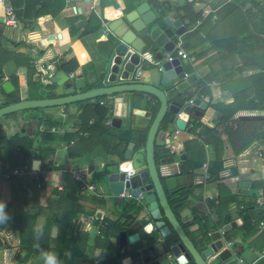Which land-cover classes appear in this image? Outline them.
<instances>
[{
	"label": "crops",
	"instance_id": "crops-1",
	"mask_svg": "<svg viewBox=\"0 0 264 264\" xmlns=\"http://www.w3.org/2000/svg\"><path fill=\"white\" fill-rule=\"evenodd\" d=\"M124 1L125 0H46V3L41 8L40 17L32 26H25L24 23L18 21L20 25L17 28H11L6 27L0 22L3 24V27L0 26V72L3 73L4 76L0 84V107L8 95L4 93L1 87L6 81L11 83L13 92L16 93L14 97L20 101L37 99L38 90L41 88V81H45L41 78L36 80L34 76L39 72H42L44 75L45 72L43 68L45 65H48L50 68H55L62 64L65 66L66 70H61H64L68 75H72L73 77L82 74L84 79H90V76H95V66L99 67L100 62L109 59L112 34L108 30V25L122 15L123 8L126 7ZM161 1L163 8L171 7V12L176 14L177 8L183 6L186 1L192 3L194 0ZM229 1L230 0H227V2ZM256 1L264 5V0ZM132 2L140 4L143 3L144 0H132ZM224 2V0H203L202 2L194 3L192 14H199L200 16L194 26L191 25L185 11L182 9L179 10V12L185 14V22L188 23L189 26L188 33L180 38L179 46L193 58L192 62H182L185 71L188 74H196L198 78L196 84L189 89L188 94L191 99L199 97L201 101L207 105V108L203 110V115L198 122L209 129L214 128L217 121L220 119V114L213 105L217 107L222 105L220 106L222 109L224 106L231 104L233 98L230 90L235 91L241 87V85L238 87L235 86L234 88L233 86H229L224 90L220 89V81L225 83L228 82L226 77L230 75L233 70L237 71V68L242 67L241 60L237 55L230 56L227 55L225 51H215L209 48L208 35L211 36V38L219 36L216 35L219 31H209V25L207 26L208 32H204L200 35L203 40H207L203 44L196 41L198 44L196 51H187L183 46L184 38L194 28L203 26L206 23L205 21L208 15H213L211 18V25L219 21L217 16L220 6L218 5H222ZM177 4L179 5L177 6ZM10 5L14 10L16 5L13 4V1L11 3V0ZM4 8L5 6L0 3V18L2 19L4 16ZM248 9H251L250 6H246L242 11L246 12ZM94 17L97 21L102 23V26L98 31L89 33V22L90 19ZM95 23L96 22H90L91 26H94ZM49 38L51 39L49 40ZM40 50H44V52L40 54ZM165 57L166 55L164 59ZM70 62L77 64V68L72 72H67V69H69L72 64ZM261 63H259L260 66L262 65ZM259 70L257 64H250L244 67L240 73H237L236 77L244 78ZM211 74L216 76V80L207 82V78ZM228 84H226V86H228ZM88 86H91L90 82H88ZM32 88H35V90ZM241 90L242 89H240V91ZM147 99L148 97L144 98V102ZM102 101L106 102V106L101 105ZM110 102H112L110 99H98L97 101L75 104L66 108L41 110V113L54 116L64 123V126L59 128L61 131L57 134H59L58 138L63 137L65 134L72 135L70 139L67 140L66 144H61L60 141L55 138H52L54 139L52 141L50 137L42 142L43 137L40 135L42 127L38 126L36 120L31 119L32 112L22 111L21 113L18 112L15 117L1 118L0 127L4 139L0 140V202L8 204L14 200L10 177L9 179L6 177H8L15 168L9 169V164L4 158H6L8 154H14L16 149H21L24 153L28 152L30 156H36V158L31 160V166L33 161H38L40 170L53 169V172L49 173L45 181L47 182L46 190L48 191L53 187L62 190L67 186L62 183V180L64 181L63 174H82L83 176H88L91 182L92 177L96 176L97 173L101 172L106 166V160L107 162H115V158L110 157L119 156L118 154L110 153L111 148L116 143L114 137H101L97 132L91 135L88 132L81 131L82 124L87 123L89 126L92 122L98 120V116L96 115L97 110L96 112L94 110L95 107H109L108 109L111 110ZM193 110H199V108L194 107ZM61 111H63V113H61ZM41 113L38 112L37 115ZM240 114L264 115V111H240L234 116V119H237V116ZM106 118L104 126L111 127L117 132H126L124 127L119 129L117 126L112 125L111 112L108 113ZM108 122H110L109 125ZM115 125L118 124L115 123ZM174 131V124H170L167 130L163 132L162 137L169 155L172 158L179 154H183L182 150L184 144L193 140L202 143L205 138V136L198 138L199 129L196 133L185 130L177 135L174 134ZM81 133H83V135ZM8 141H16V146L14 149H9L5 154ZM27 141L32 142L30 151H26L24 147ZM68 141L70 142L68 143ZM172 143L173 145H171ZM168 147L173 150V155L170 154V149ZM51 148L55 150L53 152L44 151V149ZM204 148L206 153V165L215 159V152L214 148L210 145H205ZM82 159L84 161L83 166L79 167L76 161ZM65 162H72L73 170H71V172L65 169ZM174 163L175 162H173V164ZM95 166L98 168L97 170L94 169ZM233 168H236V175L234 176L231 175V169ZM205 173V169L202 168V170L196 173V176H192L196 181L202 182ZM262 181H264V139H258L253 141L249 147L241 152L236 160H230L225 163V171L218 176V180L213 179L209 183L205 182V192L199 193V195L203 196L201 200H195V197L192 196V206L189 208L191 214L189 217L182 219L179 217V211L175 210L174 213L182 224L187 223L189 220H192V217H195L193 227L190 230L186 229L188 236L195 242L196 238L195 236L192 237V234L199 229L201 230V227L205 223V220L202 218L199 219L201 216L209 213L208 219L211 225L216 224L218 221L217 217L207 210V200L216 198L220 191V187L231 194H239L240 196L237 198V203L229 205L230 222H235V226L232 227L228 233L223 235L224 247H226L225 245L229 242L235 246L242 245L244 249L252 250L258 258L252 264H257L260 260L264 259V196L262 190L257 189L255 184ZM52 182L53 185H51ZM242 182L248 184L247 189H245V194L243 193L244 190L239 187ZM92 184L97 187L95 183ZM98 192L105 196L107 191L105 188H99ZM84 197L89 199V197ZM101 202H103L101 205H94V203L90 205V207L92 206L91 208L94 209L92 212H88L85 203L82 202L85 209L84 211L87 212V214L79 215L81 220H79V217L78 220L82 224V230L86 236V255L90 258H97L103 255L105 260L111 261L115 256V248L102 251L97 244V238L99 236L101 220L103 218L116 220L119 216L121 205L117 206V210L114 204L115 202L120 203V198L109 197V207L106 206L108 202L105 200ZM247 206H251L250 213L252 215L251 226L253 227V232L248 231L246 234V231L243 229L244 221L242 213L245 214L246 211L244 210ZM103 207H106L107 210H103ZM185 208H187V206H185ZM92 227H96L95 235L91 233ZM215 230H218V228ZM56 234L57 228L55 227L53 228L52 236ZM112 243L118 245L117 239L112 240ZM17 245V234L7 230L0 232V264H6L9 260L11 262L14 261L18 250Z\"/></svg>",
	"mask_w": 264,
	"mask_h": 264
},
{
	"label": "water",
	"instance_id": "water-1",
	"mask_svg": "<svg viewBox=\"0 0 264 264\" xmlns=\"http://www.w3.org/2000/svg\"><path fill=\"white\" fill-rule=\"evenodd\" d=\"M171 11V7H164L163 13H159L143 2L127 13L122 12L108 25L112 34L110 56L99 67L95 66V76L84 79L80 74L71 78L64 70L45 65V74L39 72L34 76L45 81H41L38 98L0 107V119L22 111L66 108L110 99L112 125L124 127L130 141L121 156H110L115 162L106 160L103 178L112 197L135 202L142 208L127 224L131 234L127 231L118 234V250L123 255L117 264H252L258 259L252 250L242 245L224 248L220 230L225 235L235 222L193 242L186 229L193 227L195 217L182 224L174 213L178 210L182 219L189 217L191 198L202 199L199 193L205 192V183L184 174L182 162L187 156L169 155L160 126L167 116L180 114L174 126L184 132L189 124L198 122L207 105L199 97H189L188 91L196 84L197 75L188 74L179 59L164 61V56L189 31L185 14ZM155 62L161 63L159 70ZM1 87L5 94L13 92L8 81ZM157 103L158 110L153 116ZM194 107L199 110H193ZM237 119L264 121V115L240 114ZM124 164H130L128 171L121 169ZM31 168L37 171L39 162L33 161ZM239 187L245 194L248 184L242 182ZM139 197L140 204L136 202ZM171 199L177 202L171 204Z\"/></svg>",
	"mask_w": 264,
	"mask_h": 264
},
{
	"label": "trees",
	"instance_id": "trees-1",
	"mask_svg": "<svg viewBox=\"0 0 264 264\" xmlns=\"http://www.w3.org/2000/svg\"><path fill=\"white\" fill-rule=\"evenodd\" d=\"M15 4V15L18 21L24 23L25 26H32L35 21L40 17L41 8L46 3V0H11ZM203 0H194L192 3L185 2L183 6L177 8L184 10L189 17V21L194 26L198 19L199 14H192L193 4L202 2ZM225 2L220 6L216 23L211 25L212 14L208 15L206 23L203 26L194 28L184 39V49L187 51H196L199 43H204L208 39L209 48L215 51H225L227 55L238 56L241 60L240 68L233 70L230 75L226 77L228 82L220 81V89L224 90L226 87L240 86L237 90L231 91L233 102L224 108L213 105L216 111L220 114V119L217 121L214 128L209 129L200 122H195L189 129L190 132L196 133L199 129L198 138L205 136L203 142L199 143L193 140L184 144L182 153H185L187 158L182 162L184 174H191L196 176L203 165H205V145H210L214 148L215 159L206 164V174L209 179L206 183L211 182L215 177L220 176L225 171V163L230 160H236L237 156L249 147L253 141L264 139V121H241L234 119V116L240 111H264V5L256 0H224ZM123 12L131 11L135 2L132 0H125ZM152 8L163 13V6L161 0H144ZM250 6L246 12L242 9ZM90 22H96L91 26ZM89 22V33L98 31L102 23L94 18ZM225 24V25H224ZM209 31H219V36L211 38L208 35L207 39H202V33ZM197 36V38H196ZM197 41V42H196ZM0 44H1V31H0ZM192 51V52H193ZM44 50H40L42 54ZM190 52V53H192ZM262 62V63H261ZM72 63V62H70ZM69 63V64H70ZM259 63L262 65L260 66ZM250 64H257L259 71L247 77L237 78V73H240L244 67ZM77 68V64L72 63L67 72H72ZM57 69H65V66L60 64ZM4 79L3 73L0 72V84ZM216 80V76L211 74L207 78L208 81ZM230 81V82H229ZM229 83V84H228ZM225 84V85H224ZM228 84V86H226ZM240 89H242L240 91ZM15 92L8 94L1 107L18 103L19 99L15 98ZM109 107H95L98 120L92 122L91 125L87 123L81 125V131L90 133H99L101 137H114L116 139L115 145L111 148L110 153L122 155L123 150L130 141V135L127 132H117L111 127L104 126L106 117L110 110ZM99 110V111H98ZM158 110V103L153 108V116ZM27 112V111H23ZM31 119L36 120L38 126L42 127L40 135L43 137L42 142L46 141L49 137L53 141L55 138L61 144H66L67 140L72 136L65 134L63 137L58 138L59 134L51 132L52 128H60L64 126L59 119L54 116L41 113V110H31ZM40 112V115L37 113ZM21 113V112H20ZM18 113L6 117H15ZM174 122L173 116H167L160 126V131L165 132L168 125ZM234 126H232V125ZM101 133V134H100ZM83 135V133H81ZM172 137V136H171ZM4 139L3 132L0 127V140ZM16 141H8L10 149H14ZM69 143V141H68ZM173 145V143L171 144ZM32 146L31 141L24 144L26 151H30ZM169 146V145H168ZM170 147V146H169ZM168 147V148H169ZM122 148V149H120ZM171 149V148H169ZM55 149H44L45 152H53ZM176 153V152H175ZM36 156H30L27 152L15 150L14 154H8L5 158L9 164V169L13 168H30L31 160ZM107 167L99 173L105 175ZM232 174L236 175V168L231 169ZM97 176V175H96ZM96 176L92 177V183ZM63 179H69V174H63ZM12 184V193L14 200L11 203L5 204L3 213H0V220H4V215H7V220L0 223L1 231H10L18 236V250L13 261V264H38L44 263L41 258V251L55 253L56 259L59 264H117V259L123 255L118 250V245L112 243L116 240L119 232L127 231L128 235L131 234L127 224L133 220V215L141 211V206H136L135 202H127L120 200L115 202V209L118 210V205H121L119 216L116 220L103 218L99 226V236L97 238L98 246L102 251L112 250L115 248V256L113 260L107 261L103 255L97 258H90L85 252V233L82 230V224L79 222L78 217L82 214H87L82 205L83 201H89L96 205H101L103 202L95 198H85L81 194L79 183L71 180V184L64 189L59 190L53 187L49 191L46 190L47 182L43 181L41 188H37L34 181L29 180L27 177L17 178L10 177ZM255 187L262 190L264 196V181L256 183ZM239 194H231L230 192L222 189L216 198L207 200V210L213 213L218 221L216 224L209 223V213L201 216L199 219L205 220V223L197 232L192 234L195 240L199 237H208V234L221 228L223 225L230 222L229 205L237 203ZM18 199V200H17ZM171 204L177 201L171 199ZM178 211V210H177ZM242 213L244 226L246 231L253 232L251 226V206H247ZM255 225V224H254ZM57 228V234L52 236L53 228ZM191 235V234H190ZM257 264H264V259L260 260Z\"/></svg>",
	"mask_w": 264,
	"mask_h": 264
},
{
	"label": "built area",
	"instance_id": "built-area-1",
	"mask_svg": "<svg viewBox=\"0 0 264 264\" xmlns=\"http://www.w3.org/2000/svg\"><path fill=\"white\" fill-rule=\"evenodd\" d=\"M0 3L5 6L2 23L6 27L17 28L20 24L16 18V15L14 13L12 6L10 5V0H0ZM174 59H179L181 61H189V62L193 61V58H191V56H189V54H187L184 50H182L180 48L179 44L175 47V49L172 52L166 54L164 61L171 62ZM160 64H161L160 62H155L154 66L157 67V69L159 70ZM70 77L72 78L73 76L70 75ZM191 102L192 101H189V103H191ZM101 105L106 106V102L102 101ZM61 113H63V111H61ZM179 117H180V114H177L174 117L173 124L175 123V120L178 119ZM109 124H110V122H108V125ZM191 127H192V124H189L187 126L186 130H189ZM59 131H61V130H59V128L58 129H56V128L52 129V132H55V133H58ZM179 133H180V131L175 128L174 134L177 135ZM259 151H261V150H259ZM170 154H172V155L174 154L173 150H171V149H170ZM175 164L177 165V163H175ZM203 169H205V171H206V165H203ZM51 172H53V169L52 170L51 169H43V170L38 169L37 171H34V170H32L31 167L30 168L23 167V168L13 169L11 171L10 175L6 178L9 179V177H11V176H15L17 178L27 177L29 180L35 182L37 188H41L42 182L47 180L49 173H51ZM71 177H72L73 181H75L76 183H79L81 185L80 190L83 193L92 194L99 201L105 200V197L97 192L95 185L90 182V178L88 176H83L82 174H74L73 173V174H71ZM126 179H128V176L126 177ZM208 179H209V176L205 173L202 181L205 183ZM124 197L125 198H131L130 195H124ZM141 200H142L141 197H139L138 199H136V202L140 204ZM220 232H221V235L223 236L224 235L223 231L220 230ZM225 246L226 247H224V248H227L230 250L231 247L233 246V244L228 242ZM263 256H264V253H263ZM11 263L13 264V261L11 262L9 260L6 262V264H11Z\"/></svg>",
	"mask_w": 264,
	"mask_h": 264
},
{
	"label": "rangeland",
	"instance_id": "rangeland-1",
	"mask_svg": "<svg viewBox=\"0 0 264 264\" xmlns=\"http://www.w3.org/2000/svg\"><path fill=\"white\" fill-rule=\"evenodd\" d=\"M3 24H1L0 23V26H2ZM3 27V26H2ZM33 90H35V88H32ZM70 142V141H69ZM16 145H14V147H15ZM12 147V146H11ZM9 145L6 147V149H5V154L8 152V150L11 148ZM5 159V158H4ZM77 162V164H79V167L80 166H83V159L82 160H77L76 161ZM64 167H65V169L67 170V171H70L71 172V170H73V168H72V162H65L64 163ZM94 169L95 170H97L98 168H96V166L94 167ZM100 172H98L97 173V176H96V178H95V180H94V183L96 184V190H97V192L99 191V188H105V190L107 191L106 192V194H105V201L106 202H108V199H109V197H111L110 196V194H109V192H108V190H107V184H106V181H105V179L103 178V176L101 175V174H99ZM69 179L67 178V180L65 179L64 181L62 180V183H64L65 185H70L71 184V174L69 175ZM51 184V183H50ZM51 185H53V182H52V184ZM51 185H50V187H51ZM99 193V192H98ZM81 194H82V196L84 195V196H86V197H89V198H95V196H93V195H91V194H88V193H83L82 191H81ZM88 199V198H87ZM96 199V198H95ZM84 203H85V207H86V209H87V211L89 212V211H93L94 209L93 208H91L90 207V205L91 204H93V203H91V202H89V201H83ZM89 206H88V205ZM109 202L107 203V207H109ZM95 205V204H94ZM103 210H107L106 209V207H103L102 208ZM94 217V216H93ZM79 220H81V217H79ZM91 233L93 234V235H95V233H96V227H92L91 228Z\"/></svg>",
	"mask_w": 264,
	"mask_h": 264
},
{
	"label": "clouds",
	"instance_id": "clouds-1",
	"mask_svg": "<svg viewBox=\"0 0 264 264\" xmlns=\"http://www.w3.org/2000/svg\"><path fill=\"white\" fill-rule=\"evenodd\" d=\"M5 207V204L3 202H0V213H3V209ZM7 215H4V220H0V223L5 222L7 220ZM41 258L44 260V264H59V261L56 259L55 253L45 252L41 251L40 253Z\"/></svg>",
	"mask_w": 264,
	"mask_h": 264
},
{
	"label": "bare ground",
	"instance_id": "bare-ground-1",
	"mask_svg": "<svg viewBox=\"0 0 264 264\" xmlns=\"http://www.w3.org/2000/svg\"><path fill=\"white\" fill-rule=\"evenodd\" d=\"M121 169L123 171H128L130 169V164H124V165H122Z\"/></svg>",
	"mask_w": 264,
	"mask_h": 264
},
{
	"label": "flooded vegetation",
	"instance_id": "flooded-vegetation-1",
	"mask_svg": "<svg viewBox=\"0 0 264 264\" xmlns=\"http://www.w3.org/2000/svg\"><path fill=\"white\" fill-rule=\"evenodd\" d=\"M130 222H131V221H130ZM130 222H129V223H130Z\"/></svg>",
	"mask_w": 264,
	"mask_h": 264
}]
</instances>
